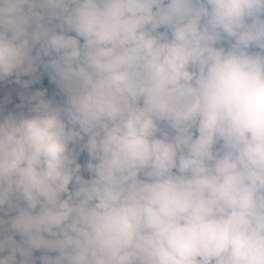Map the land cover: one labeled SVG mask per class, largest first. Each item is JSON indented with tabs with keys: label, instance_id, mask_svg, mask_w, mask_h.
<instances>
[{
	"label": "clouds",
	"instance_id": "obj_1",
	"mask_svg": "<svg viewBox=\"0 0 264 264\" xmlns=\"http://www.w3.org/2000/svg\"><path fill=\"white\" fill-rule=\"evenodd\" d=\"M0 264H264V0H0Z\"/></svg>",
	"mask_w": 264,
	"mask_h": 264
}]
</instances>
